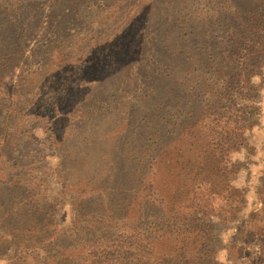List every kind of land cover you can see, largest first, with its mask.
Returning <instances> with one entry per match:
<instances>
[{"label":"trees","instance_id":"trees-1","mask_svg":"<svg viewBox=\"0 0 264 264\" xmlns=\"http://www.w3.org/2000/svg\"><path fill=\"white\" fill-rule=\"evenodd\" d=\"M33 1L0 0V48ZM103 2H88L93 41L110 31L119 62L136 51L151 86L122 90L114 135L72 159L80 171L57 169L75 209L62 230L42 163L23 170L15 137L0 136V254L14 250L9 264H264V169L258 207L239 183L264 128V0Z\"/></svg>","mask_w":264,"mask_h":264},{"label":"rangeland","instance_id":"rangeland-1","mask_svg":"<svg viewBox=\"0 0 264 264\" xmlns=\"http://www.w3.org/2000/svg\"><path fill=\"white\" fill-rule=\"evenodd\" d=\"M88 2L106 6L103 0H34L29 23L13 27L11 38L0 48V132L5 134L0 136L9 141L15 137L23 170L32 168L35 159L42 163V174L49 176L41 185L54 199L52 218L61 230L70 225L75 209L57 169L66 167L69 175L80 171L70 168L72 159L92 156L114 135L110 122L122 90L151 86L145 61H134L136 51L119 62L120 51L113 47L123 42L114 40L110 31L101 34L97 28V42L93 41L89 30L98 16L88 9ZM116 77L120 78L117 84ZM8 121L7 131L3 127ZM256 137V163L252 161L239 181L248 189L252 208L259 206L256 190L264 169V128L257 130ZM247 158L242 152L240 159ZM236 228L232 226L231 235ZM57 242L62 243L58 247L66 245L65 239ZM12 253L3 251L0 264H9Z\"/></svg>","mask_w":264,"mask_h":264}]
</instances>
